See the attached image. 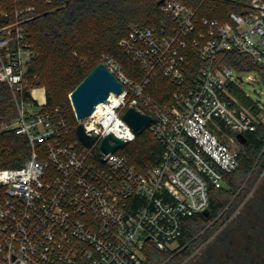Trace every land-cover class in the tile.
<instances>
[{
  "label": "built area",
  "instance_id": "1",
  "mask_svg": "<svg viewBox=\"0 0 264 264\" xmlns=\"http://www.w3.org/2000/svg\"><path fill=\"white\" fill-rule=\"evenodd\" d=\"M205 1L164 0L166 16L157 23L131 24L119 45L141 75L103 56L123 89L81 119L74 111L75 126L64 109L34 95L43 85L31 69L38 54L25 22L35 7L18 6L14 19L0 24V82L18 109L11 127L31 147L21 166L0 168V264H146L148 242L181 245L174 243L186 219L209 208L210 187L226 185L240 164L241 150L218 131L227 128L241 143L238 132L247 136L264 123L259 103L255 112L233 92L240 71L219 60L238 51L264 67V0H215L237 7L224 19L204 14ZM159 75L176 86L167 101L150 90ZM129 107L153 115L147 127L164 146L146 171L122 149L137 136L124 118ZM78 123L94 136L91 144L78 136ZM109 133L125 143L106 152L101 143Z\"/></svg>",
  "mask_w": 264,
  "mask_h": 264
},
{
  "label": "trees",
  "instance_id": "2",
  "mask_svg": "<svg viewBox=\"0 0 264 264\" xmlns=\"http://www.w3.org/2000/svg\"><path fill=\"white\" fill-rule=\"evenodd\" d=\"M198 5L201 0H183ZM159 0H0V24L11 22L18 6H34L33 16L25 22L28 38L36 47L37 58L31 69L38 71L41 83L46 87V107H60L76 125L70 93L103 56H114L130 74L141 75L139 66L120 47V39L133 23H157L166 16ZM237 8L233 3L206 0L202 12L210 17L224 19L226 12ZM3 12L8 13L4 15ZM198 58L190 61L199 66ZM219 60L237 71H257L264 79V67H258L252 59L238 51L219 54ZM196 69V67H195ZM194 67L187 70L194 75ZM176 86L162 75L157 76L150 90L160 101H167ZM240 101L254 111L255 101L238 85L233 88ZM27 95L30 93L27 91ZM18 115L12 90L0 82V168L21 166L31 155L28 138L16 133L11 124ZM222 130V129H221ZM220 133V130L218 131ZM244 152H240V164L232 174L225 177L226 185L210 187V215L197 213L185 221L184 233L179 243L185 247L179 251L161 249L148 242L146 264H155L165 259L173 264L182 262L191 252V242L198 231L218 215L225 203V195H233L239 181L254 168L264 145V123L255 132L247 133ZM123 151L138 166L146 171L159 162L163 144L145 127L136 138L125 144Z\"/></svg>",
  "mask_w": 264,
  "mask_h": 264
},
{
  "label": "flooded vegetation",
  "instance_id": "3",
  "mask_svg": "<svg viewBox=\"0 0 264 264\" xmlns=\"http://www.w3.org/2000/svg\"><path fill=\"white\" fill-rule=\"evenodd\" d=\"M246 143H238L241 152ZM242 182L236 201L192 240L182 264H264V145Z\"/></svg>",
  "mask_w": 264,
  "mask_h": 264
},
{
  "label": "water",
  "instance_id": "4",
  "mask_svg": "<svg viewBox=\"0 0 264 264\" xmlns=\"http://www.w3.org/2000/svg\"><path fill=\"white\" fill-rule=\"evenodd\" d=\"M164 0H159L161 4ZM123 89V83L117 75L103 61L97 63L71 91L69 97L73 110L78 119L91 114L98 103L105 101L112 93H120ZM125 120L132 126L137 133L147 127L153 120V115L139 111L135 107H129L124 113ZM78 136L86 143L91 144L94 136L85 131L83 123H78L76 127ZM237 138L241 143L247 142V136L238 132ZM125 143L124 139L113 133L106 135L101 143L104 151L114 150ZM204 215H210V209L203 212Z\"/></svg>",
  "mask_w": 264,
  "mask_h": 264
},
{
  "label": "rangeland",
  "instance_id": "5",
  "mask_svg": "<svg viewBox=\"0 0 264 264\" xmlns=\"http://www.w3.org/2000/svg\"><path fill=\"white\" fill-rule=\"evenodd\" d=\"M238 76H240L242 78V79H238V81H237L238 86L250 98H252L253 100H255V101H257L259 103V106H260V108L262 109V112H263L264 111V79H263V77L257 71H241V72H238ZM249 76L255 77L256 79L252 80V79L249 78ZM42 85L43 86H37L35 88V90H34V95L36 96L39 104H45L46 101H47L46 100V87H45V85L43 83H42ZM263 114H264V112H263ZM218 134L221 137V139H223L226 142H228L233 149H235V150L241 149L239 147L238 143H236L235 141H233L230 138V135L232 133L230 131H228L227 128L220 130V133H218ZM242 184H243V182L240 185L242 186ZM238 190L236 191V193H234L231 196H229V195H225L224 196L225 197V199H224L225 203L222 206V208H221L220 212L218 213V215L216 217H214L212 220L221 219L222 218V216L224 215L223 213L226 212V208L230 207L232 205V203H234L236 201V196H237ZM205 226H207V224ZM204 227H202L198 231L197 235L202 234V232L205 231ZM177 243H179V241L174 243V245H176ZM180 246H177L175 248V251H174L175 253L181 251L184 248V247L180 248ZM186 258L182 262H180L178 264H182L186 260ZM155 264H173V263H171L169 261V259H165V260H162L160 262H156Z\"/></svg>",
  "mask_w": 264,
  "mask_h": 264
},
{
  "label": "bare ground",
  "instance_id": "6",
  "mask_svg": "<svg viewBox=\"0 0 264 264\" xmlns=\"http://www.w3.org/2000/svg\"><path fill=\"white\" fill-rule=\"evenodd\" d=\"M101 105V103L98 105V107Z\"/></svg>",
  "mask_w": 264,
  "mask_h": 264
}]
</instances>
